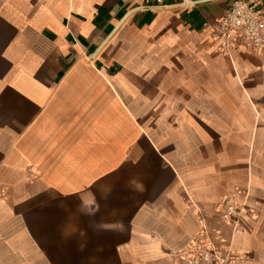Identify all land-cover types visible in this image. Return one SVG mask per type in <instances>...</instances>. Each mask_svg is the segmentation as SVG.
Instances as JSON below:
<instances>
[{"label": "crops", "instance_id": "crops-1", "mask_svg": "<svg viewBox=\"0 0 264 264\" xmlns=\"http://www.w3.org/2000/svg\"><path fill=\"white\" fill-rule=\"evenodd\" d=\"M237 1L0 0V264H175L234 188L264 264V54L214 39Z\"/></svg>", "mask_w": 264, "mask_h": 264}, {"label": "built area", "instance_id": "built-area-1", "mask_svg": "<svg viewBox=\"0 0 264 264\" xmlns=\"http://www.w3.org/2000/svg\"><path fill=\"white\" fill-rule=\"evenodd\" d=\"M152 7H162V0H151ZM238 38L246 42L257 54H264V8L255 3L237 1L232 9L219 20L214 39L224 51ZM250 192L234 188L225 193L209 212L192 203L191 210L199 223L195 238L173 254L175 264H244V257L233 244L234 234L242 227L249 214ZM231 230V235L226 228Z\"/></svg>", "mask_w": 264, "mask_h": 264}, {"label": "snow or ice", "instance_id": "snow-or-ice-1", "mask_svg": "<svg viewBox=\"0 0 264 264\" xmlns=\"http://www.w3.org/2000/svg\"><path fill=\"white\" fill-rule=\"evenodd\" d=\"M0 55H2V51H0Z\"/></svg>", "mask_w": 264, "mask_h": 264}]
</instances>
